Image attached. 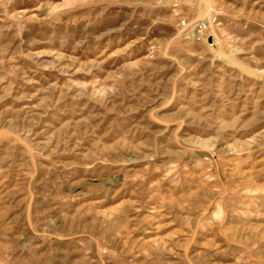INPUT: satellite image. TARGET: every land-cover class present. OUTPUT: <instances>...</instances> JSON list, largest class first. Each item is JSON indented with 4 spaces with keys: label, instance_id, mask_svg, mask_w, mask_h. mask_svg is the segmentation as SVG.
Segmentation results:
<instances>
[{
    "label": "rangeland",
    "instance_id": "374dc122",
    "mask_svg": "<svg viewBox=\"0 0 264 264\" xmlns=\"http://www.w3.org/2000/svg\"><path fill=\"white\" fill-rule=\"evenodd\" d=\"M0 264H264V0H0Z\"/></svg>",
    "mask_w": 264,
    "mask_h": 264
},
{
    "label": "bare ground",
    "instance_id": "6f19581e",
    "mask_svg": "<svg viewBox=\"0 0 264 264\" xmlns=\"http://www.w3.org/2000/svg\"><path fill=\"white\" fill-rule=\"evenodd\" d=\"M204 23L203 22H195L191 28L193 30V32H200V29H202L204 27ZM199 29V30H198ZM200 34V33H199Z\"/></svg>",
    "mask_w": 264,
    "mask_h": 264
}]
</instances>
